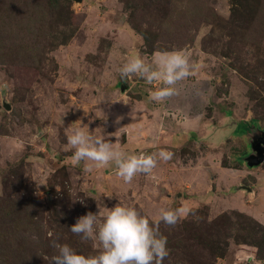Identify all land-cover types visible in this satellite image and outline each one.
Returning a JSON list of instances; mask_svg holds the SVG:
<instances>
[{
  "label": "rangeland",
  "instance_id": "rangeland-1",
  "mask_svg": "<svg viewBox=\"0 0 264 264\" xmlns=\"http://www.w3.org/2000/svg\"><path fill=\"white\" fill-rule=\"evenodd\" d=\"M176 50L192 75L167 102L150 99L159 81L119 77ZM162 111L177 136L157 143ZM76 127L172 158L131 183L113 165L84 173ZM115 204L153 221L192 210L160 222L163 264H264V0H0V264H49L53 240L96 254L70 226Z\"/></svg>",
  "mask_w": 264,
  "mask_h": 264
},
{
  "label": "clouds",
  "instance_id": "clouds-1",
  "mask_svg": "<svg viewBox=\"0 0 264 264\" xmlns=\"http://www.w3.org/2000/svg\"><path fill=\"white\" fill-rule=\"evenodd\" d=\"M191 66L185 53L165 51L155 55L150 62H145L139 55L132 56L118 68V74L123 80L136 77L148 84L159 81L161 86L151 91L150 99L167 102L179 95L178 84L191 77ZM67 143L72 149L73 166L91 162L82 167V171L88 173L93 165L96 168L113 165L116 175L124 183H131L138 173L150 174L158 161L172 158V153L163 149L152 154H125L115 148L111 140L102 135L94 136L83 127L73 128L67 136ZM80 201L84 203L83 199ZM190 211L187 208L161 209L154 221L135 207L123 204L109 207L99 217L100 209L98 212L88 211L77 218L70 231L82 240H98L100 250L85 255L67 243L53 240L51 246L55 253L49 257V264H163L169 249L167 237L160 232V222L175 226L187 218Z\"/></svg>",
  "mask_w": 264,
  "mask_h": 264
},
{
  "label": "crops",
  "instance_id": "crops-1",
  "mask_svg": "<svg viewBox=\"0 0 264 264\" xmlns=\"http://www.w3.org/2000/svg\"><path fill=\"white\" fill-rule=\"evenodd\" d=\"M153 108L156 109V107H154V106H153ZM165 112L162 111V112L159 113V115H161L162 117L160 118V121H159V128H158V132H157L158 136H157V139H156L157 143H159L160 141H164V140H165V142H167L169 139L173 138L174 136H177V134H173L172 135V134H170V131L163 130V128L165 127V124H166L165 119H167L165 117ZM166 113L168 114V112H166ZM173 113H174V111H173ZM169 118H170V116H169ZM238 125H239V123H235V125L233 127V130H235L236 129L235 127H238ZM175 126H177V124ZM175 129H176V127H175ZM176 131H177V129H176ZM222 131H225V129H223ZM180 135H183V134L181 133ZM237 137H239V136L237 135ZM160 138H161V140H160Z\"/></svg>",
  "mask_w": 264,
  "mask_h": 264
},
{
  "label": "water",
  "instance_id": "water-1",
  "mask_svg": "<svg viewBox=\"0 0 264 264\" xmlns=\"http://www.w3.org/2000/svg\"><path fill=\"white\" fill-rule=\"evenodd\" d=\"M78 1H80V0H78ZM247 157L253 159L252 154L251 155H248Z\"/></svg>",
  "mask_w": 264,
  "mask_h": 264
}]
</instances>
